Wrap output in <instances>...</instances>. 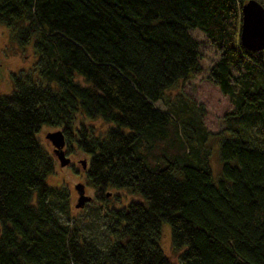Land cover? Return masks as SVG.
Segmentation results:
<instances>
[{
	"label": "trees",
	"instance_id": "16d2710c",
	"mask_svg": "<svg viewBox=\"0 0 264 264\" xmlns=\"http://www.w3.org/2000/svg\"><path fill=\"white\" fill-rule=\"evenodd\" d=\"M245 1L0 0V24L36 55L0 93V264H264V49L239 41ZM189 29L214 45L208 79L233 107L216 182L205 140L200 149L213 134L203 109L182 93L164 98L201 70ZM78 113L110 125L95 135L75 125ZM43 125L88 157L95 200L108 202L110 187L141 198L101 207L103 241L69 218L68 191L47 183ZM172 132L179 150L157 154ZM164 222L176 263L159 244Z\"/></svg>",
	"mask_w": 264,
	"mask_h": 264
},
{
	"label": "rangeland",
	"instance_id": "374dc122",
	"mask_svg": "<svg viewBox=\"0 0 264 264\" xmlns=\"http://www.w3.org/2000/svg\"><path fill=\"white\" fill-rule=\"evenodd\" d=\"M264 4V0H259ZM190 34L198 41L200 44V55L201 59L199 65L201 70L198 73L191 74L190 78L186 80H181L176 85L170 87L164 93L165 99L174 100L177 94H184L193 103L192 107L195 110L198 108L203 109V121L208 130L213 134L218 132L222 128L223 116L226 112L232 110V104L229 101V97L223 95L215 84H213L208 79V70L212 66V63L217 59L218 54L213 44H210L204 33L197 29H189ZM36 55L33 51V42L28 43V45L20 46L11 35L8 27L0 24V93H9L12 89V74L18 73V71H29L33 70L35 67ZM156 106L160 108L165 107V103L160 100L156 103ZM172 117H178L175 110H169ZM181 118V116H179ZM227 122L222 128V132L213 134L205 133L202 139H199L202 144V148L205 141L207 143L208 149L212 151L209 157L211 173H213V179L216 182L221 172V162L219 160V142L220 139L226 136H236L229 129H226V124L228 125L232 120L228 119L231 116H227ZM79 124L86 125L87 127L93 128V134L100 135L104 134L109 123L104 122L100 118L90 119L79 114L76 117L75 125ZM61 129L56 126L43 125L41 129L36 133V138H38L41 145L46 148L50 153L51 159H53V172L47 175L46 180L49 185L60 186L64 190L68 191V216L73 220L78 228L82 230L86 235L93 236L98 242L103 241L105 237L104 227L107 221L103 217L101 207L106 206L107 208L121 206H126L133 200L139 201L141 198L137 194H130L125 189L108 188L107 198L108 202L103 203L95 200L94 189L87 184L85 179V170L81 168L80 160H88V157L81 152L73 144L68 145L67 140H65V150L66 155L72 159L74 162L73 166L66 165L60 166L58 158L53 154L52 145L49 140L45 137L47 132L53 130ZM126 131V129H125ZM178 135V134H177ZM181 132L179 134V137ZM190 136V135H189ZM208 136V137H207ZM207 137V139H205ZM205 140V141H204ZM170 141V142H169ZM173 141V143H172ZM172 144V145H171ZM188 146V144H186ZM180 148V143L176 140L175 134L172 132L169 136V140L162 141L161 147L156 151L157 154L162 153H173L177 152ZM192 149V146H188ZM77 182L84 183L85 193L91 196V201L85 203L82 207H75L77 202V191L74 189V185ZM162 231L159 238V244L161 250L168 258L174 263L177 262V253L172 249L171 239H170V229L167 222L162 223Z\"/></svg>",
	"mask_w": 264,
	"mask_h": 264
},
{
	"label": "water",
	"instance_id": "95a60500",
	"mask_svg": "<svg viewBox=\"0 0 264 264\" xmlns=\"http://www.w3.org/2000/svg\"><path fill=\"white\" fill-rule=\"evenodd\" d=\"M241 26L239 41L249 51H260L264 49V5L259 0H247L241 4ZM45 137L52 145V151L59 160L60 166H66L70 163V158L64 151L65 136L61 129L47 132ZM81 165L85 168L86 161L82 159ZM78 197L75 207H82L91 199L90 195L85 193L84 184L77 182L74 185Z\"/></svg>",
	"mask_w": 264,
	"mask_h": 264
},
{
	"label": "flooded vegetation",
	"instance_id": "af4514ba",
	"mask_svg": "<svg viewBox=\"0 0 264 264\" xmlns=\"http://www.w3.org/2000/svg\"><path fill=\"white\" fill-rule=\"evenodd\" d=\"M64 151H65V153H66V150H65V147H64ZM54 155H55V153H53ZM56 156V155H55ZM57 158V157H56ZM81 161V160H80ZM73 164H74V162H72V159L70 158V163L69 164H67V165H71V166H73ZM86 164H87V161H86ZM86 164H85V168H83L82 167V165H81V168H83L84 170H86ZM84 184V183H83ZM86 191V190H85Z\"/></svg>",
	"mask_w": 264,
	"mask_h": 264
}]
</instances>
